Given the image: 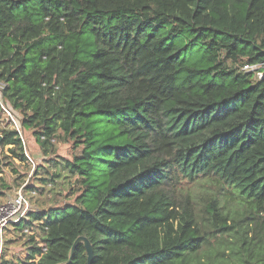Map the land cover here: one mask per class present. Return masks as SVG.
I'll return each instance as SVG.
<instances>
[{
  "label": "trees",
  "instance_id": "1",
  "mask_svg": "<svg viewBox=\"0 0 264 264\" xmlns=\"http://www.w3.org/2000/svg\"><path fill=\"white\" fill-rule=\"evenodd\" d=\"M259 63L264 0H0L4 102L46 153L79 149L51 160L74 202L15 224L25 255L0 264H87L80 236L91 264H264V74L243 69ZM13 125L1 145L26 160ZM204 178L243 212L179 188Z\"/></svg>",
  "mask_w": 264,
  "mask_h": 264
},
{
  "label": "rangeland",
  "instance_id": "2",
  "mask_svg": "<svg viewBox=\"0 0 264 264\" xmlns=\"http://www.w3.org/2000/svg\"><path fill=\"white\" fill-rule=\"evenodd\" d=\"M16 113L21 119L20 113L17 111ZM13 115L19 125L15 113ZM12 125L3 116V121H0V128L12 129ZM19 128L24 139L26 160L11 152L13 145L2 146V137L0 136V184L4 182L8 186L5 189L6 196L0 198V203L20 190H23L31 199L33 210L73 203L76 197V194L73 193L76 175L73 176L68 170L62 168V165L56 167L51 160L64 158L72 160L74 155L79 153L74 140L64 138L63 135L60 138H55L52 140L49 152L46 153L36 141L33 129H23L20 125ZM27 154L31 156L35 164L28 159ZM43 178H51L52 180L45 183ZM179 188L190 193L191 198L199 208H202L210 197H217L219 206L223 211L230 213V216L243 212L247 205L246 200L241 199L235 192L222 188L213 178H204L197 182L184 181L179 185ZM229 223L232 224V221L229 220ZM24 242L25 237L17 234L12 226L6 227L3 254L8 258L25 255L26 246Z\"/></svg>",
  "mask_w": 264,
  "mask_h": 264
},
{
  "label": "built area",
  "instance_id": "3",
  "mask_svg": "<svg viewBox=\"0 0 264 264\" xmlns=\"http://www.w3.org/2000/svg\"><path fill=\"white\" fill-rule=\"evenodd\" d=\"M262 68H264V63L245 64L243 67L244 70L254 71L256 76H258L259 78H261L264 74V70H261ZM5 86L6 83L0 81V104L4 112L15 123V126L18 128L21 134L14 115L2 98V91L5 89ZM27 157L33 164H35L34 160L29 154H27ZM31 211H33L31 199L23 190L18 191L17 193L6 198L3 202L0 203V259L4 251L5 228L8 226L13 227L15 224L24 223L29 219V214ZM24 231L28 233L29 229L25 228Z\"/></svg>",
  "mask_w": 264,
  "mask_h": 264
},
{
  "label": "water",
  "instance_id": "4",
  "mask_svg": "<svg viewBox=\"0 0 264 264\" xmlns=\"http://www.w3.org/2000/svg\"><path fill=\"white\" fill-rule=\"evenodd\" d=\"M80 242L84 243L86 251H87V254H88L87 264H91L92 260H93L94 250H93V247H92L90 241L85 236H80V237L77 238V240L74 243V247L72 249V252H73L75 246L77 244H79Z\"/></svg>",
  "mask_w": 264,
  "mask_h": 264
}]
</instances>
